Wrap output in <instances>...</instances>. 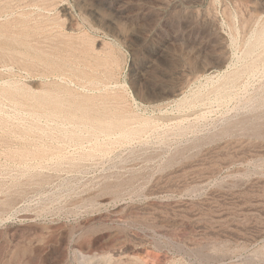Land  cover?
<instances>
[{
    "label": "rangeland",
    "instance_id": "obj_1",
    "mask_svg": "<svg viewBox=\"0 0 264 264\" xmlns=\"http://www.w3.org/2000/svg\"><path fill=\"white\" fill-rule=\"evenodd\" d=\"M0 264H264V0H0Z\"/></svg>",
    "mask_w": 264,
    "mask_h": 264
}]
</instances>
